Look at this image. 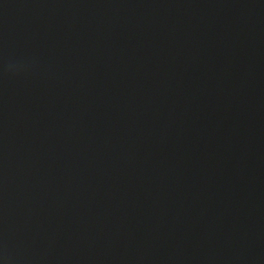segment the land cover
<instances>
[{
    "label": "water",
    "instance_id": "obj_1",
    "mask_svg": "<svg viewBox=\"0 0 264 264\" xmlns=\"http://www.w3.org/2000/svg\"><path fill=\"white\" fill-rule=\"evenodd\" d=\"M0 264H264V0H0Z\"/></svg>",
    "mask_w": 264,
    "mask_h": 264
}]
</instances>
